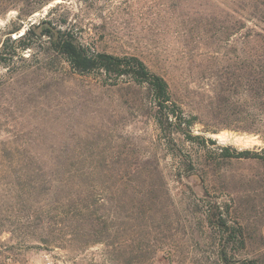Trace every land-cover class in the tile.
<instances>
[{
  "label": "rangeland",
  "instance_id": "obj_1",
  "mask_svg": "<svg viewBox=\"0 0 264 264\" xmlns=\"http://www.w3.org/2000/svg\"><path fill=\"white\" fill-rule=\"evenodd\" d=\"M41 19L93 49L140 57L195 116L193 138L160 129L144 84L79 74L47 43L6 55L0 184L21 167L56 169L103 198L91 226L63 229L69 243L44 245L5 222L0 262L221 264L204 236L211 209L241 225L237 255L264 264V160L220 155L264 147V0H0V47L10 37L13 53L12 39Z\"/></svg>",
  "mask_w": 264,
  "mask_h": 264
},
{
  "label": "trees",
  "instance_id": "obj_2",
  "mask_svg": "<svg viewBox=\"0 0 264 264\" xmlns=\"http://www.w3.org/2000/svg\"><path fill=\"white\" fill-rule=\"evenodd\" d=\"M9 40L10 37H7L0 47L2 63L5 62L6 55L12 57L16 52L47 43L79 74L95 73L102 77V82L110 85L119 82L144 84L152 94L156 107V122L160 129L167 135L176 132L183 134L187 139L193 138L190 128L195 123V116L184 112L173 98L167 80L151 71L137 55L114 54L93 49L81 41L71 27H57L50 19L31 23L21 34L14 37L12 41L16 42V45L13 53L7 51ZM170 125L171 129L168 128ZM220 155L225 158L264 160V147L259 151L222 147ZM6 157L3 155L1 160ZM13 160L23 162L25 159L17 156ZM5 172L4 169L0 170V174ZM69 176L71 177L69 172L60 173L56 169H15L14 178L10 182L0 184V227H4L5 222L14 227L27 226V229H31L28 236L35 237L44 245H55L61 241L71 242L73 239H66L63 229L78 218H82L83 223L87 222V226H91V205L94 198L103 197L101 189L95 186H80ZM207 218L211 228L207 229L208 232L205 228L202 230L208 234L204 236L214 243L212 254L216 261L221 264H259L256 258L240 256L235 251L243 250L246 246V237L239 223L229 222L224 211L216 213L210 209ZM68 234L71 236L73 233ZM229 244L234 249L229 248ZM3 251L0 249V258L4 254ZM6 262L1 261L0 264H10ZM14 262L15 259H11V264Z\"/></svg>",
  "mask_w": 264,
  "mask_h": 264
},
{
  "label": "built area",
  "instance_id": "obj_3",
  "mask_svg": "<svg viewBox=\"0 0 264 264\" xmlns=\"http://www.w3.org/2000/svg\"><path fill=\"white\" fill-rule=\"evenodd\" d=\"M46 263H47V264H50V261L48 260Z\"/></svg>",
  "mask_w": 264,
  "mask_h": 264
}]
</instances>
